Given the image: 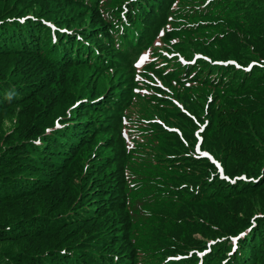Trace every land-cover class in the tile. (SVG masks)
Segmentation results:
<instances>
[{
  "label": "trees",
  "instance_id": "trees-1",
  "mask_svg": "<svg viewBox=\"0 0 264 264\" xmlns=\"http://www.w3.org/2000/svg\"><path fill=\"white\" fill-rule=\"evenodd\" d=\"M251 59L264 0H0V264H264Z\"/></svg>",
  "mask_w": 264,
  "mask_h": 264
},
{
  "label": "rangeland",
  "instance_id": "rangeland-1",
  "mask_svg": "<svg viewBox=\"0 0 264 264\" xmlns=\"http://www.w3.org/2000/svg\"><path fill=\"white\" fill-rule=\"evenodd\" d=\"M18 19H20V20H23V19H27V17L26 16H20ZM157 39V37L155 38V40ZM140 62V61H139ZM248 64H251V66H255V65H259V66H261L262 64H264V59H259V60H256V59H251V60H249L248 62H247ZM250 66V67H251ZM188 110V109H187ZM189 111V110H188ZM190 112V111H189ZM191 113V112H190ZM202 146V141L200 142V144L199 145H195V151H197V152H206L207 154H208V156H205V154H203V153H199V154H201V155H203V156H205V157H207V159L211 162V163H213L214 165H215V167H216V169H217V172H218V174H219V177L221 178V179H224V180H228V181H230V182H235L236 180H237V178L238 177H243L244 179L246 178V175L244 174V173H241V174H236V175H233V176H231V175H229V174H227L226 172H225V169H224V167H223V165H222V163H221V161L220 160H218L209 150H207V149H205V148H202L201 147ZM199 150V151H198ZM198 154V155H199ZM239 175V176H238ZM227 209H229V208H227ZM248 233V230H246V229H242V231L239 233V239H241V238H243L246 234ZM192 237L195 239V242H200V241H203V237H202V235H201V233H200V230H194L193 232H192ZM237 237L238 236H235V235H232L231 237H230V242L233 244V245H236L237 244V242H238V239H237ZM211 250V248L209 247V248H207L206 250H205V253L206 252H208V251H210Z\"/></svg>",
  "mask_w": 264,
  "mask_h": 264
}]
</instances>
